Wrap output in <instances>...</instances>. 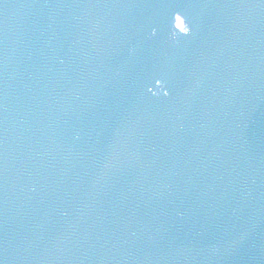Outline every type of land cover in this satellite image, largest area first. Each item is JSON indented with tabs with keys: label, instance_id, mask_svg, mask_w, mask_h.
Here are the masks:
<instances>
[{
	"label": "water",
	"instance_id": "water-1",
	"mask_svg": "<svg viewBox=\"0 0 264 264\" xmlns=\"http://www.w3.org/2000/svg\"><path fill=\"white\" fill-rule=\"evenodd\" d=\"M0 264H264V0H0Z\"/></svg>",
	"mask_w": 264,
	"mask_h": 264
}]
</instances>
